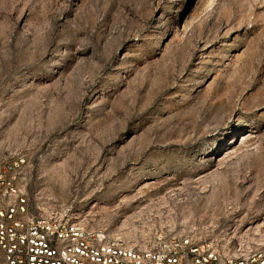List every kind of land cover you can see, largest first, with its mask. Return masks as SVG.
I'll use <instances>...</instances> for the list:
<instances>
[{
    "label": "rangeland",
    "instance_id": "374dc122",
    "mask_svg": "<svg viewBox=\"0 0 264 264\" xmlns=\"http://www.w3.org/2000/svg\"><path fill=\"white\" fill-rule=\"evenodd\" d=\"M174 3L0 0V153L109 236H264V0Z\"/></svg>",
    "mask_w": 264,
    "mask_h": 264
},
{
    "label": "built area",
    "instance_id": "2783aa9c",
    "mask_svg": "<svg viewBox=\"0 0 264 264\" xmlns=\"http://www.w3.org/2000/svg\"><path fill=\"white\" fill-rule=\"evenodd\" d=\"M25 163L0 153V264H264V236L253 232L161 230L124 240L42 213L26 191Z\"/></svg>",
    "mask_w": 264,
    "mask_h": 264
},
{
    "label": "snow or ice",
    "instance_id": "6c2138e0",
    "mask_svg": "<svg viewBox=\"0 0 264 264\" xmlns=\"http://www.w3.org/2000/svg\"><path fill=\"white\" fill-rule=\"evenodd\" d=\"M181 5H183V8L187 7V3L186 0H175V3L173 4V8L176 9L178 12L183 11V8L180 7Z\"/></svg>",
    "mask_w": 264,
    "mask_h": 264
},
{
    "label": "bare ground",
    "instance_id": "6f19581e",
    "mask_svg": "<svg viewBox=\"0 0 264 264\" xmlns=\"http://www.w3.org/2000/svg\"><path fill=\"white\" fill-rule=\"evenodd\" d=\"M186 27H189V25L187 24Z\"/></svg>",
    "mask_w": 264,
    "mask_h": 264
}]
</instances>
